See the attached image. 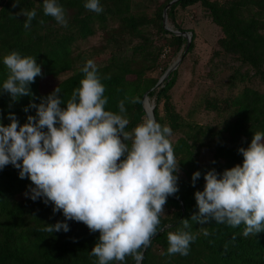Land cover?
I'll return each instance as SVG.
<instances>
[{
  "label": "trees",
  "instance_id": "1",
  "mask_svg": "<svg viewBox=\"0 0 264 264\" xmlns=\"http://www.w3.org/2000/svg\"><path fill=\"white\" fill-rule=\"evenodd\" d=\"M57 2L65 11L67 27L44 15L43 0H20L16 7L12 6L13 0H0V87L8 74L3 57L12 51L34 56L42 69V75L29 85L31 95L13 100L8 93L0 91V123L4 125L10 123V112L16 115L20 124L25 123L28 115H35V109L29 107L30 102L38 104L41 97L47 96L57 86L66 106L72 91L79 87L85 75L80 68L57 84H49L50 79L54 80L62 72L73 69L74 42L94 34L96 21L104 27L107 13L97 14L85 9V0ZM107 2L116 7L113 11L108 10L110 17L120 20L116 30L131 37H140L143 41L134 48L137 57L128 58L115 53L104 63L97 64L108 101L106 110L119 113L118 104L123 100L125 115L130 122L126 130H131L144 118L147 119L143 108L144 95L149 98L154 96L155 120L163 126L165 119L171 130L187 127L188 131L187 138L178 137L175 142L170 140L182 175L177 181L178 191L168 196L164 205L173 208L172 216L164 218L160 215L161 224L157 233L150 245L141 249L142 264H264V231L245 237L242 235L244 225L232 228L215 221L200 225L190 219L199 211L194 193L203 190L204 173L209 169L222 173L225 168L242 164L243 156L238 148H246L255 132L264 133V90L246 86L235 96L207 99V107L228 114L217 130L209 124L185 122L170 96L177 79V67L157 86L156 79L145 78L147 66L140 62L147 60L148 53H144L147 38L139 28L145 19L130 13L132 0H100L101 5ZM197 2L209 11L212 21L221 28L220 49L234 54L240 64L247 65L264 80V0H176L166 9V14L173 18L177 5L185 7ZM21 9L37 11L30 29L24 28L25 17L19 14ZM159 18L158 30L169 35L170 43L184 51L187 43L185 36L164 27L162 12ZM41 20L43 23H40ZM176 30L183 31L181 28ZM193 38L194 34L187 52L194 46ZM167 68L165 66L163 71ZM231 82H234L233 78ZM160 101L164 117L159 113ZM26 107L27 112L24 110ZM223 132L227 135L223 136ZM214 134L218 140L211 145L206 140ZM205 146L212 148L208 161L201 159L200 155V148ZM197 170L201 176L193 186L192 174ZM32 186L31 180L21 179L19 170L12 165L0 170V264H97L98 258L90 252L99 232H90L84 223L75 221H67L68 232L61 230L50 234L42 231L46 223L54 224L65 218L62 212L53 213V205H46L43 199L18 198V194ZM182 219H189L191 227L187 231L196 235V239L190 244L188 255H169L167 234L182 228ZM205 229L210 233L207 237L203 235ZM109 264H135V261L128 256L124 262Z\"/></svg>",
  "mask_w": 264,
  "mask_h": 264
},
{
  "label": "clouds",
  "instance_id": "2",
  "mask_svg": "<svg viewBox=\"0 0 264 264\" xmlns=\"http://www.w3.org/2000/svg\"><path fill=\"white\" fill-rule=\"evenodd\" d=\"M19 4L13 0L12 6ZM84 7L103 12L100 0H85ZM43 13L67 27L57 0H43ZM19 14L25 17L24 28L30 29L36 9H21ZM3 63L8 74L0 91L13 100L31 95L29 85L42 75L36 58L12 51ZM82 72L85 75L66 106L57 86L38 104L30 102L35 115H28L25 123L11 112L10 123H0V170L8 165L18 169L19 177L34 185L26 196L51 203L53 213L62 212L64 220L46 223L42 231L68 232L67 221L82 222L90 232H99L90 252L97 264L124 262L128 256L142 264L141 249L157 233L168 196L178 191L172 130L151 117L126 130L130 122L125 103L119 102V113L106 110L96 63L87 60ZM238 152L242 164L222 173L215 169L204 173L203 190L194 193L199 211L190 219L200 225L212 221L232 228L244 225L242 235L247 237L264 231V133L255 132L250 144ZM200 176L199 170L193 172V186ZM181 223L182 228L167 234L169 255H188L196 239L187 231L189 219ZM203 235L210 233L205 229Z\"/></svg>",
  "mask_w": 264,
  "mask_h": 264
},
{
  "label": "rangeland",
  "instance_id": "3",
  "mask_svg": "<svg viewBox=\"0 0 264 264\" xmlns=\"http://www.w3.org/2000/svg\"><path fill=\"white\" fill-rule=\"evenodd\" d=\"M170 0H132L130 13L141 16L145 20L139 25L144 36L147 38V46L144 53H148L147 60H142L147 68L144 70V77L156 79L163 74L165 66H172L176 60L182 56L183 49L176 48L174 43H170L169 35L162 34L157 24L160 22L159 14L162 12V24L171 29L181 28L192 35L193 48L187 52L177 66V79L170 90L171 101L185 122L209 124L219 129L226 112L217 111L207 107L206 100L215 97L225 98L239 94L244 87L258 88L264 90V80L255 74L253 69L247 65L240 64V61L232 53L224 52L220 49L219 39L223 36L221 28L216 25L209 14V11L199 2L182 7L177 5L173 12V18L164 13V9ZM223 1V0H219ZM103 11L107 13L106 25L102 27L98 21L94 23V34L85 39H78L72 46L73 69L62 72L54 80L50 79V86L57 84L68 77L77 69L83 68L86 61L91 59L96 65L104 63L115 53H121L128 58L137 57L134 48L143 40L140 37H131L117 31L120 23L118 18L109 16L110 12L116 8L109 2L101 5ZM69 17V13L67 14ZM244 78H241V77ZM233 78V83L231 79ZM155 87V86H154ZM149 109L155 104L154 96L149 98ZM159 113L164 117L162 101L158 104ZM146 118H144L145 120ZM143 120V121H144ZM141 121V122H143ZM139 122V123H141ZM138 123V124H139ZM163 125H168L163 119ZM187 127L180 130H172L169 139L175 142L178 137L187 138ZM227 132H223V136ZM218 140L214 134L209 137L207 143L215 144ZM212 148L205 146L200 148L201 159L208 161L211 157ZM179 181L182 172L180 167L174 173ZM25 191L18 194V198H28ZM173 208L164 206L161 214L164 218L172 216Z\"/></svg>",
  "mask_w": 264,
  "mask_h": 264
},
{
  "label": "water",
  "instance_id": "4",
  "mask_svg": "<svg viewBox=\"0 0 264 264\" xmlns=\"http://www.w3.org/2000/svg\"><path fill=\"white\" fill-rule=\"evenodd\" d=\"M175 1H176V0H170V1L168 2L167 6H166L165 9H164V13H163L164 15L166 14V9H167V8H168L173 2H175ZM164 27L167 28V29H169V30L174 31L176 34H181V35L185 36V38H186V40H187V43H186L185 49H184V51H183V53H182V56H180L172 66H170V67H168V68L166 69V71L161 75V77L159 78V80H158L157 83L155 84L156 86L159 85V84H160V83L166 78V76L168 75V73H169L171 70L175 69V68L178 66V64H179V62L181 61L182 57L186 54V52H187V50H188V47H189V44H190V40H191V36H190V34L187 33L186 31H180V30H174V29H171V28H169V27H167V26L165 25V22H164ZM146 98H147V96H146V94H145V95H144V100H143V108H144V111H145L146 117H147V118L151 117V118L155 119V118H154V111H153L155 105L152 104V106H151V110H150V112L148 113V112L146 111V108H145V99H146ZM161 230H163V228L160 229V231H161Z\"/></svg>",
  "mask_w": 264,
  "mask_h": 264
},
{
  "label": "bare ground",
  "instance_id": "5",
  "mask_svg": "<svg viewBox=\"0 0 264 264\" xmlns=\"http://www.w3.org/2000/svg\"><path fill=\"white\" fill-rule=\"evenodd\" d=\"M147 103H149V99L148 98L145 99V108H146V111L149 113L150 109H149V106H147L148 105Z\"/></svg>",
  "mask_w": 264,
  "mask_h": 264
}]
</instances>
